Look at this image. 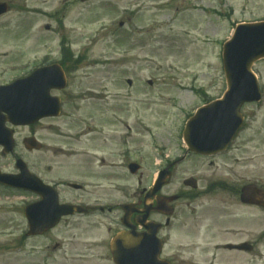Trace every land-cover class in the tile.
I'll list each match as a JSON object with an SVG mask.
<instances>
[{"label": "rangeland", "instance_id": "obj_1", "mask_svg": "<svg viewBox=\"0 0 264 264\" xmlns=\"http://www.w3.org/2000/svg\"><path fill=\"white\" fill-rule=\"evenodd\" d=\"M6 1L11 3L12 12L0 20V64L28 61L36 66L49 52L57 56L59 43L66 38L73 52L86 56V64L91 67L81 70L78 78L73 77L65 93L75 99L67 108L74 113L73 118L44 120L32 129H19L18 152L26 153L21 140L30 134L43 141L47 150L71 149L70 138L83 135L82 120L87 113L100 109L96 102L90 104L79 97L91 92L88 89L93 96H100L108 87L123 104L122 115L130 130L112 124L107 129L109 134L119 129L124 140L139 146L135 159L144 165L141 189L152 185L163 159L170 156L175 161L186 154L182 134L188 117L191 119L208 100L225 92L222 49L236 25L264 19V0ZM121 22L125 23L123 27ZM254 72L264 93V60L256 63ZM85 73H90L88 79H84ZM17 75L9 74L6 80ZM244 112L248 115L246 130L227 154H190L166 189L171 194H187L190 190L183 182L195 178L199 183L196 192H203L196 204L211 206L200 224L198 217H190L185 202H180L186 221L177 226L178 238L164 254L174 258L176 264H222L223 255L230 257V264H264V212L243 207L238 194L246 184L264 187V102L258 108L246 107ZM81 141L74 143L77 149H84V137ZM34 158L41 155L34 154ZM0 167L15 170L13 160L3 155L1 148ZM68 167L66 164L62 173L68 174ZM118 172L123 173L119 183L125 191L138 187L139 178L126 170ZM25 204L23 194L0 188V264H109L99 260L104 256L102 251H95L96 258L62 257L61 251L54 250L55 232L43 238H27L22 213ZM216 207L226 219L219 222L214 218L211 211ZM214 223L218 225L206 228ZM200 226L205 231H200ZM238 232L246 234L257 248L253 254L232 259L234 253L218 251L215 246ZM178 234L185 236L180 238ZM91 236L96 237L85 241L103 239L101 230ZM80 253L77 255H86Z\"/></svg>", "mask_w": 264, "mask_h": 264}, {"label": "flooded vegetation", "instance_id": "obj_2", "mask_svg": "<svg viewBox=\"0 0 264 264\" xmlns=\"http://www.w3.org/2000/svg\"><path fill=\"white\" fill-rule=\"evenodd\" d=\"M6 84L8 83L0 81V85ZM88 91L91 92H87L85 101L90 102V104L96 102V105L100 108L99 112L98 110L89 111L85 118L83 135L79 138H70L73 143H81V138L84 137L85 149L68 151L62 149L47 150L43 146L40 151H26L23 158L27 164V171L58 191L61 204L81 208L73 215L62 219L61 223L64 226L60 231V235H67V237L65 236L66 238L72 239H70V244L74 254H71V256L77 259L96 258L94 257L95 251H102L104 256L99 260H105L113 264L111 256L112 242L119 233L129 228H137L138 232H140L139 220L144 216L141 214L142 211L148 213V220L150 221L169 222L170 226L167 228L173 232L176 231L177 226H182L183 222L186 221L183 217L184 209H182L183 211L180 209V202H185L188 207H191L199 199L203 198V192L190 191L187 194L178 195L180 198L178 202L175 204L168 203L167 205L166 210L172 212L171 217H164L160 213L162 207L158 205V200L162 199L167 202L172 197V194L166 191L168 187L162 189L156 195H150L152 186H144L141 189L142 182L139 180L137 189L132 192H126L123 184L119 183L121 180L120 176L123 173L121 174L118 170H126L128 173L131 165L140 163L135 159L136 149L139 146L124 140L119 129H115L109 134L107 129L109 124H112L115 128L126 126L130 130L128 124L125 125V119L122 115L124 108H122L123 104L119 102L118 97L105 96L102 95V92L100 96H93L92 89H88ZM64 93L65 91L59 92L64 105H73L75 99L66 97L63 95ZM73 115L74 113H72ZM30 136L34 135L30 134ZM34 154L41 155V158L35 159ZM13 157L15 160L18 159L16 156ZM51 164L54 167L50 166ZM66 164H69L68 174L62 173ZM110 191L112 192L111 196H109ZM24 194L26 200L31 201V203L40 200L33 193L25 192ZM146 205L147 210L145 211ZM126 206L130 207L127 212L125 210ZM210 208L211 206L205 204L200 205V209L198 207L199 212L197 215L200 219V224L204 223L205 220L201 215L210 212ZM190 211L195 214L196 208H191ZM214 212L216 213V220L219 222L227 218L218 214L217 207ZM94 218L98 219L97 222H94ZM100 218H103L102 222H99ZM105 218L109 223H104ZM124 221L127 222L129 227L125 226ZM217 225V223H214L211 226H206V228L211 230L212 227ZM102 226H104L105 231L101 236L103 238L101 241H85V239L96 237L91 236L92 233L99 230ZM60 227L61 225L55 230ZM55 230L48 231L39 238L47 237L54 233ZM246 236V234H240V232L233 233V238L230 237L223 244L216 245L217 250H224L223 247L228 244H253ZM63 249L61 248V250ZM80 252L86 255H77ZM232 252L237 251H228L226 253ZM237 253L244 254V252ZM63 256L67 258L65 252H63ZM221 258L224 261L222 264H230L227 261L230 259L228 255H223Z\"/></svg>", "mask_w": 264, "mask_h": 264}, {"label": "water", "instance_id": "obj_3", "mask_svg": "<svg viewBox=\"0 0 264 264\" xmlns=\"http://www.w3.org/2000/svg\"><path fill=\"white\" fill-rule=\"evenodd\" d=\"M264 58V23L256 25L239 26L233 39L224 47L223 59L228 92L222 101L213 103L201 109L197 116L188 124L184 139L190 151L198 154L210 155L220 152L230 144L240 129L243 119L240 109L245 103L259 102L261 95L257 79L252 72L255 62ZM31 85L30 89L28 88ZM62 73L56 68L43 71L35 78L27 82L19 83L12 87L9 92L0 96L7 109L2 112L15 113V124L26 125L37 120L58 115V105L53 106L54 99L50 97V91L54 88L63 87ZM25 91L24 90H28ZM23 92V93H22ZM14 97V105L11 106V98ZM28 98V102H27ZM57 103V102H56ZM4 121H0V144L8 153L13 146L12 139L4 135ZM34 139L29 143L33 147ZM168 177L162 174V180L157 184L159 190ZM12 182V185L21 187V182L16 177H0ZM242 201L264 207V191L255 186L245 187L242 191ZM33 216V215H32ZM32 225L38 222H31ZM152 227V226H150ZM151 231L150 238L141 239L140 244L131 243L130 238L124 236L122 246L115 252L117 264H167L160 260L161 244L155 239L157 229ZM153 230V232H152ZM133 241V240H132Z\"/></svg>", "mask_w": 264, "mask_h": 264}]
</instances>
